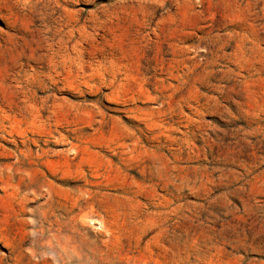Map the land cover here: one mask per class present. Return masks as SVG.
Listing matches in <instances>:
<instances>
[{
	"label": "rangeland",
	"instance_id": "obj_1",
	"mask_svg": "<svg viewBox=\"0 0 264 264\" xmlns=\"http://www.w3.org/2000/svg\"><path fill=\"white\" fill-rule=\"evenodd\" d=\"M0 264H264V0H0Z\"/></svg>",
	"mask_w": 264,
	"mask_h": 264
}]
</instances>
